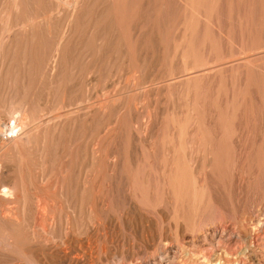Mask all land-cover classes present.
<instances>
[{"label":"rangeland","instance_id":"rangeland-1","mask_svg":"<svg viewBox=\"0 0 264 264\" xmlns=\"http://www.w3.org/2000/svg\"><path fill=\"white\" fill-rule=\"evenodd\" d=\"M0 130V264H264V0H0Z\"/></svg>","mask_w":264,"mask_h":264},{"label":"bare ground","instance_id":"bare-ground-1","mask_svg":"<svg viewBox=\"0 0 264 264\" xmlns=\"http://www.w3.org/2000/svg\"><path fill=\"white\" fill-rule=\"evenodd\" d=\"M15 2H16V1H15ZM15 4H16V3H15ZM27 26H28V25H27ZM22 28H23V26H22ZM24 30H25L24 32H26V28H24ZM2 38H3V37H2ZM16 115H18V114L16 113ZM16 117H17V116H16ZM15 119H16V118H15ZM18 119H19V118H18ZM18 119H17L16 121H12V122H11L10 130H9L10 133L15 134V135L19 132V128H18V127H20V125H24V124H20L21 122H20ZM18 121L20 122V123H19V124H20L19 126H17ZM253 128H254V127H253ZM249 130H250V129H249ZM251 130H252V129H251ZM262 130H263V129H262ZM262 130H261V131H262ZM0 131H1V130H0ZM4 131H5V130H4ZM257 132H258V131H257ZM2 133H3V132H2ZM248 133H249V132H248ZM261 133H262V132H261ZM246 134H247V133H246ZM257 134H258V133H257ZM7 135H8V134H7ZM253 135H255V134L253 133ZM261 135H262V134H261ZM261 135H260V136H261ZM253 137H254V136H253ZM258 137H259V136H258ZM14 139H15V138H14ZM261 140H263V139H261ZM14 144H16V143H14ZM17 145H20V144H17ZM17 145H16V146H17ZM0 146H1V145H0ZM16 146H15V147H16ZM13 147H14V145H13ZM13 147H12V148H13ZM17 147H19V146H17ZM17 147H16V148H17ZM208 153H209V152H208ZM210 153H211V152H210ZM208 156H209V155H208ZM208 156H207V157H208ZM204 159H205V158H204ZM243 168H244V167H243ZM244 173H247V172H244ZM2 217H3V216H2ZM247 252H248V251H247ZM247 255H248V254H247ZM248 259H249V258H248ZM252 264H253V262H252Z\"/></svg>","mask_w":264,"mask_h":264}]
</instances>
